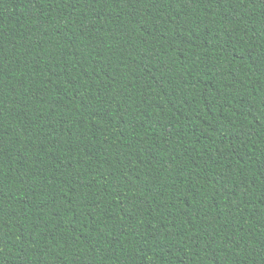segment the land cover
I'll return each instance as SVG.
<instances>
[{"label": "trees", "instance_id": "16d2710c", "mask_svg": "<svg viewBox=\"0 0 264 264\" xmlns=\"http://www.w3.org/2000/svg\"><path fill=\"white\" fill-rule=\"evenodd\" d=\"M0 264H264V0H0Z\"/></svg>", "mask_w": 264, "mask_h": 264}]
</instances>
